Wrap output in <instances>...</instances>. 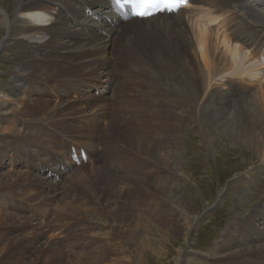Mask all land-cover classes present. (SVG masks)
<instances>
[{
    "label": "rangeland",
    "instance_id": "obj_1",
    "mask_svg": "<svg viewBox=\"0 0 264 264\" xmlns=\"http://www.w3.org/2000/svg\"><path fill=\"white\" fill-rule=\"evenodd\" d=\"M76 7L81 8L74 0L72 9ZM12 8L13 0H0V10L10 12ZM0 19L2 25L0 42L5 45L7 41L5 38H8L9 32L2 11ZM91 24L94 26V22ZM136 25L132 24L123 33L119 31L115 34L111 42L114 47L109 48V53L113 57H120L119 60L123 59L121 62H124L127 68L126 72L121 68L119 71L123 73H119L118 76L117 73L112 75L119 80L114 89L125 83L123 90L127 93L128 90L134 92L126 97L117 92V97L121 100L120 105L123 104L121 98L125 100V105L119 107L116 128L127 127L128 132L133 126H139L142 115L146 113L145 116H150L149 119L153 123L147 128L139 126V130L149 132L152 127L153 140L149 138L145 146L148 144L149 151L157 149L159 170L154 171L152 165L146 169L144 161L140 159L143 163L135 162L133 168L140 170L143 167L141 169L148 172L143 175L133 169L132 176L123 180L119 177L120 174L128 172L122 165L116 166L112 162L107 166L109 173L105 172V175L98 176L100 179L96 177L92 183L84 177L82 179L86 181L79 183L81 188L78 187L77 191L71 192L70 187L76 181L71 173L76 171L79 175L85 176L87 173L94 174L96 169L103 171L104 162L98 158L101 155V159L106 157L105 153L110 150L107 147L109 142L106 145L103 138L97 139L99 156L96 157V153L93 152L95 147L92 150L88 149L78 141L79 128L76 131L67 127L77 125L90 128L96 127L95 124L80 122L78 119L66 121L61 117L54 118L52 122L48 115L51 112L46 111L62 106L66 102L90 103V99L85 98L96 96L99 92L92 90L91 92L88 87L86 89L84 87L83 93L71 91L69 96H62L56 91L58 87L64 89L65 85L58 81L61 72L55 71L57 77H54V80L48 77V80L40 82L51 81L57 85L45 91L46 94L44 92V99H37L41 91L36 93L35 90L37 85L41 84L36 85L28 75L23 84V91L19 93V99L9 100L6 105L0 99V159L2 160L3 156L4 161L3 167H0V184L5 176L18 169L20 172L25 171L38 177L47 186L53 184L60 190L56 193L52 187L46 188L47 194L55 197L47 206L32 205L35 203L33 200L35 193L41 188L38 189L37 184L29 187L24 180L27 177H22L24 179L16 188L13 187L14 190L0 191V251L5 249L0 253V264H225L228 262L225 260H231L227 264H264L263 258L253 257L255 254L249 253L233 259L227 258L244 248L260 245L252 240H243V235L238 229L253 213L264 211V154H259V150L261 148L264 150V147L262 143L257 145L253 141L252 117L243 109V100L234 102L235 107L230 109L211 98L205 101L198 100L191 106L179 105L175 111H171L177 127L172 129L168 127L167 132L159 129V121L155 118L153 120L152 114L159 117V80L168 73L159 65V57L150 59L152 57L150 47L155 45V42L144 38L142 33L136 36V44L133 47L142 49L144 47L143 50L148 48L144 56L146 60L149 58L148 61L153 62L152 67L146 69V63H141L143 65L139 68L137 63L133 62L134 51H127L126 47L131 33L139 26ZM217 25L215 23L213 27ZM72 28L79 29L78 26ZM19 54L20 49L17 47L0 50V88L12 85ZM176 62L178 61L174 60L169 71L172 73L169 75L174 73L177 78L183 73L189 76L197 75L190 72L184 61L175 66ZM109 68L110 65L105 70L109 72ZM138 68L146 70V79L141 84L139 82L141 74L135 72ZM131 69L132 73L128 77L127 72ZM49 70L50 68L47 69ZM169 77L167 76L165 80ZM169 83L173 84V81ZM95 84L99 86L101 83L92 79V85ZM235 84L237 83H234V86ZM44 85L45 89H48L49 86L46 87V83ZM114 89L109 94V97L114 98L106 101L114 102L113 105H116L118 99ZM144 92L151 96L143 95ZM249 92L251 94H243L241 97L250 95L253 99H249V103L262 106L258 99V90L254 88ZM97 99L100 100L101 97L94 98L93 105H97ZM36 102L42 103L41 113L24 108V105H34ZM113 110L112 107L109 119L100 125L99 135L103 134L111 117L114 118ZM69 114L71 113H65L64 116ZM45 120L52 122L50 124L57 130L52 131L53 133L49 130L48 135L45 134L46 139H52L57 143V147L54 150L43 151L40 156H36L37 152L31 150L17 166L5 160L4 155L8 149L2 145V141L8 144L17 141L20 147L30 146L33 144L34 133L40 129L30 126H36ZM241 125L247 129L241 128ZM240 130H244L245 133ZM62 138L66 139L61 141ZM108 140L113 143L120 140L124 143V139L118 133H114ZM73 149L76 152L86 150L91 161L87 160V154L86 156L83 154L85 160L77 167L72 162ZM62 151L64 157L60 159ZM136 153L137 151H134L133 155ZM64 159L71 165L70 169L66 168L67 163L63 162ZM58 161L63 162L65 167L60 165L58 168L52 165ZM106 161V164L110 162L107 159ZM58 177L60 179H57ZM116 177L120 179L113 183ZM113 191L117 195L132 192L120 205H114L116 199L109 200ZM98 202L103 205L99 214L96 212ZM67 203L71 204L72 208L80 210L82 214L77 212L78 215L74 216L69 210L70 214L67 215L62 210L63 205ZM80 224L85 226V230L80 229ZM254 224L257 232L264 231L263 221L256 219ZM234 240H236L234 244H229ZM5 254H8L7 259H3Z\"/></svg>",
    "mask_w": 264,
    "mask_h": 264
},
{
    "label": "bare ground",
    "instance_id": "obj_2",
    "mask_svg": "<svg viewBox=\"0 0 264 264\" xmlns=\"http://www.w3.org/2000/svg\"><path fill=\"white\" fill-rule=\"evenodd\" d=\"M73 1L74 0H13V8L10 12L7 10H0V12L2 11L4 14V20L7 23L9 32L8 38H5L7 39L5 45L0 42V50L10 47H17L20 49L18 63L16 64L17 70L16 72L14 71L15 74L12 85L0 88V99H2L4 105H6V102L9 100L19 99V93H22L23 84L28 79V75L34 83L36 82V85L41 84L37 85L35 91L36 93L37 91H41L40 97L37 99H44V92L50 90V87L56 86L57 84H52L51 81H44L43 83L40 81L48 80V77L52 79L57 77L55 71L61 72L60 77L58 75V81H60L61 85H65L64 89L58 87L56 93H60L62 96H69L71 91L79 94L84 91V87L85 89L88 87L90 91L99 92L98 95L96 94V96L92 97L95 99L96 97H101L100 100L97 99V105H93L95 101L94 98L92 100V97H86L85 99H90V103H88V101L87 103L66 102L62 104V106H56L46 111V113L51 112L48 115L52 122L54 118L61 117L66 121L69 119H78L80 122L84 121L91 125L95 124L96 127L91 126L90 128L83 126L78 127L77 125H68L67 127H70L72 130L79 128L78 131L76 130L78 132V141L88 149L92 150V148L95 147L93 152L96 153V157L99 156L97 139L103 138L106 141H104L105 144L109 142V146L106 144L110 149L105 153L106 157H102L101 159V155L98 158L102 160L101 162H104L103 171L100 170V172L96 169L94 174L92 173V175H90L86 172L87 174L85 176H83V174L79 175L76 171L73 174L71 173L73 179H76L70 187L71 192L77 191L78 187H80L79 183L84 179L92 183L94 181L93 179L96 177L102 176V174L105 175V172L109 173L107 172V166H110L112 162L116 166L122 165L125 171L128 172L120 174L119 177L123 180L124 178L128 179L132 176L131 174L136 170L133 168V165H136L135 162L143 163L144 161L146 169L149 165H152L154 171L159 170L157 149L149 151L147 147L148 144L145 146L149 138L153 140L154 133L152 132V127L149 132H141V130H139V126L147 128L150 126V123H153L152 120L149 119L150 116H145L146 113L142 115L139 120V126H133L132 129L128 130L129 133L127 132V127L118 126V128H116L119 107L121 108L125 105V100H123V98H121L123 104L120 105L121 100H119L120 97H117V92L123 94L124 97L128 96L130 93L134 94V92L128 90L127 93V91L123 90L125 83L119 84V86L114 89L119 80L118 78L116 79L115 76L112 77V75L117 73L116 75L118 76L119 73H123V71H119L121 68L125 69V72L127 68L126 64L121 62L123 59L119 60L120 57H113L109 53V48L114 47V44L111 42L115 34L119 31L123 33L125 29L127 30L130 28L132 24L139 25L135 32L131 33L127 43L128 47H126L127 51H134L132 54L134 56L132 58H135V60H133V62H136L139 68L143 65H141V63H146L145 68L151 69L153 63L151 60L159 57V65L168 73L159 80V117L157 114H152V119L155 118L156 121H159V129H164L165 132H167L168 127L169 129L177 127L176 122L173 121V118L175 120V116H173V112L171 113V111H175L179 105L187 104L191 106V104L198 100L205 101V99L211 98L216 99L221 106L224 105L230 109V107H235L233 106L234 102L237 103L243 100V109L252 117L251 122L254 131L252 129L251 132L253 134V141L257 145L262 143L264 147V0H192L190 7L184 8L178 13L158 15L141 20L138 18L131 19V17L125 16L121 10L115 7L113 0H75L81 8L76 7L72 9ZM91 20L94 22V26L91 24L93 23ZM130 20L132 22H130ZM215 23L218 25L214 28L213 24ZM1 26L2 25H0V32ZM72 26H78L79 29H73ZM141 33L144 35V38L152 41V43L155 42V45L150 47L152 57L149 61V58L146 60V56H144L148 48L143 50L144 47L143 49L142 47H133V45L136 44V36L142 35ZM174 60L178 61L175 66L180 65V63L184 61L185 66L191 70L190 72L196 73L197 75L192 74L189 76V74L183 73L181 74L182 79H180V75L178 78L175 77L174 73L172 74L173 76L169 75L172 73L169 71L172 64H174ZM109 65L110 68L108 72L105 68L109 67ZM48 68H50L49 71H47ZM139 68L135 72L141 74V77L139 75V82L141 84V82L146 79V70L143 69L145 70L143 71ZM30 70L32 71L29 72ZM37 71L39 73H36ZM131 73L132 69L127 72V76L129 77ZM106 74L108 77H105ZM167 76L170 77L165 80ZM92 79L99 81L101 84L99 86H97V84H95L96 86L92 85ZM161 81L163 82L162 84ZM171 81H173V84L169 83ZM45 83L46 87L49 86L48 89H45ZM234 83H237L235 84L236 87ZM254 88L258 90V99H260L262 106L256 103H249V99H253L250 95L244 98L241 97L243 94H251L249 90ZM43 89L44 91H42ZM113 89L114 92L116 91L115 95L118 99L115 103L116 105H113L114 102L106 101L107 99L114 98L113 96L115 95L113 93V98L109 97ZM144 94L151 96V94L147 92H144L143 95ZM234 98L240 99L237 101L231 100ZM41 106V102H36L34 105L26 104L24 108L29 111L34 110L41 113ZM112 107L114 109L113 115L115 116L114 118L111 117L103 134L99 135V127L104 121L109 119ZM146 110L148 111V108ZM68 112L71 114L64 116L65 113ZM46 120L40 122L41 125L39 123L36 126H30L34 128L40 127L37 133H34L33 144L30 146L26 145L20 147L17 141H13L12 144L2 141V145L6 146L8 149V152L4 155L5 160L17 166L23 158H26L25 156L30 154L29 152H31V150L37 152L36 156H40L43 151L45 152L49 149L54 150L57 147V143L53 142L52 139H46V136L49 130L51 132L57 130L50 124L52 122ZM241 128L245 129L246 127L241 125ZM113 132L118 133L124 139V143H121L120 140L114 143L109 141L108 138L114 135ZM242 133H245L244 130ZM63 139L66 138H62L61 141ZM261 149H258L260 155L262 153L264 154V150ZM72 151H74L72 152V162L76 164L77 167L85 160L83 154H87V160H89L86 150L81 149L78 151L77 149L78 152H76V150L73 149ZM134 151H137L136 155H133ZM50 154L52 153L50 152ZM31 156L32 154L30 157ZM63 157L64 153L62 151L60 159H63ZM106 159L110 161L107 164ZM140 159L143 161L141 162ZM3 162L2 156V160L0 159V167H3ZM58 162L52 165L58 168L60 165L65 167L63 162L67 163V160L64 159L62 163ZM138 163L137 165H140ZM29 166L31 167V165ZM67 167L70 169L71 165L67 163L66 168ZM91 168L94 169L93 167ZM141 168L140 170H136V172L143 175L148 172L143 171ZM62 175L64 174L62 173ZM113 175L115 176V174ZM110 176L112 177V175ZM22 177L27 178L24 179ZM148 177L149 175L146 177L147 180L149 179ZM98 178L100 179V177ZM117 178L118 177L113 179V183L120 179ZM22 179L28 183L29 187L37 184L38 189L41 188L33 197L35 203L32 205L35 206H47L50 202L54 201L55 197L49 196L46 188L52 187L56 193L60 190L59 187L53 186V184L47 186L46 183H42L38 177L32 176L30 173H26L25 171L20 172V170L15 169L11 171L9 175L5 176L2 184H0V191L6 189L14 190L13 187L16 188V185L20 184L19 182H21ZM57 179H60V177ZM142 183L144 184V182ZM111 187L113 189L112 185ZM114 191L109 197V200H113L114 198L117 200V202L114 200V205H120L132 192L130 191L129 193L128 191L127 195H125V193L117 195ZM16 206L19 207L18 204ZM96 206V212L99 214L103 205H100L98 202ZM62 210L67 215L70 214L69 210L74 216L81 213L80 210L79 212L78 209L72 208L71 204L69 205L68 203L63 205ZM256 219L264 223V211L259 210L253 213L251 217L244 221L238 231L243 235V240H252V242L260 243V245L244 248L233 255H229L227 258L231 257L233 259L249 253L255 254L253 257H261L264 259V231H256L254 228V220ZM79 226L81 230H85L84 225L80 224ZM235 241L236 240L231 241L229 244H234ZM4 250L3 248L0 253ZM7 255L8 254H5L3 259H7ZM225 262L229 263L231 260H225Z\"/></svg>",
    "mask_w": 264,
    "mask_h": 264
},
{
    "label": "snow or ice",
    "instance_id": "obj_3",
    "mask_svg": "<svg viewBox=\"0 0 264 264\" xmlns=\"http://www.w3.org/2000/svg\"><path fill=\"white\" fill-rule=\"evenodd\" d=\"M177 3L186 6L189 3V0H147V3H145V0H138L134 6L137 9V14L145 16L150 13L152 8H165L171 11ZM145 7L147 8L146 12H139V9Z\"/></svg>",
    "mask_w": 264,
    "mask_h": 264
}]
</instances>
